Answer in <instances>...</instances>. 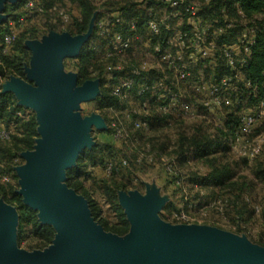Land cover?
I'll use <instances>...</instances> for the list:
<instances>
[{
  "label": "rangeland",
  "instance_id": "obj_1",
  "mask_svg": "<svg viewBox=\"0 0 264 264\" xmlns=\"http://www.w3.org/2000/svg\"><path fill=\"white\" fill-rule=\"evenodd\" d=\"M95 2L99 4V8L110 12L120 6L119 3L121 0H98ZM63 3L68 7L72 20L79 15L80 10L75 3L69 0ZM103 3H105V6ZM163 12L164 8H162L161 12L158 10L156 16L163 17ZM96 14H98V17L101 15L98 12ZM10 19L13 21V18ZM168 21L173 22L171 18H168ZM27 24L29 26V34L32 38L26 39L24 42L29 51L28 58L23 67L25 75L32 68V50L28 47V42L47 41L52 37V32L70 33L67 29L73 22H62L57 18L40 16L34 22ZM49 25H57L59 29L47 30L46 26ZM88 49L96 51L98 55L102 52L100 48L93 49V43L91 42H89ZM143 51L144 47L142 46L140 52L142 53ZM65 58L70 59L74 57L66 56ZM64 60V73L77 75L75 69L72 68V62L70 60ZM105 61L106 59L100 58L96 64L98 70L103 74V78L96 77L91 80L99 79L100 94L103 87L108 96V98L104 99V102H108V105H101L100 101L97 100L98 96H100L99 94L88 101L80 103L73 110V115L79 119L86 117H94L96 119L89 131L92 140L91 148L98 140H102L114 146L115 151L107 158L109 162L117 166L120 164L122 158L127 160L126 169L131 172L130 178L127 179L120 175V171L115 176L127 184L126 189L118 192L119 203L124 197H130L133 193H138L141 196L152 198L157 204H161L160 206H156L157 215L165 223L177 226L212 228L227 233L246 244L264 246V157L258 156L256 158H250L239 153L233 147V138H231V135L227 139L222 140V144L230 143L231 150L223 151L216 149L217 152L215 154L207 153L206 151L205 155L199 156V148L195 142L215 140L221 128L216 125L212 116L207 111H203L200 116L181 118L162 112L155 102L150 101L148 108L141 110L149 122L148 130L135 128L132 125V116H129V112L132 108L140 107L139 100L135 95H131L125 101L124 106L118 104V98L112 94V86L120 82L122 76L125 74L105 71L103 69V62L105 65ZM134 67V65H129L125 69L130 70ZM203 70V76L199 75V79L204 81L214 79V73L207 74L204 68ZM149 73L152 77H158L169 72L164 70L163 67H153ZM10 77L12 76L6 77L2 75L0 77V92L3 94H13L16 105L21 107L16 111L15 118L27 120L31 116H34L38 132V136L35 138L34 145L31 149L19 151L12 157H7L4 154L9 148L13 150L12 137L17 134V125L14 121L5 122L0 119V127L5 129L10 128L12 130L9 139H0V184H13L17 193L22 196L23 201V195L21 193L24 190V181L21 173L27 167L29 157L39 152L40 141L46 137L43 124L39 121V114L43 112L44 108L38 105H19L18 99L13 92L4 91V85L10 81ZM197 79L195 77L194 81L197 82ZM82 84H79L77 80L75 89H78ZM183 85L186 87L185 96L189 101L200 103L201 96L195 91L194 87L189 84L188 86L187 83ZM235 94L234 91H230L228 96L234 97ZM248 101V96L244 95L241 97V104L224 109L226 117L229 114L240 115L242 112L251 110L254 105H250ZM17 112H21L22 116L17 114ZM117 128L122 129L121 134H117ZM221 129L227 132V125L225 124ZM263 132L264 120L254 127L249 139ZM213 146V143L209 145L210 148ZM88 149L90 148L86 147L83 149L79 157ZM141 153H144L145 157L141 161H138L137 159ZM168 166L176 168V173H171L167 170ZM72 167L67 168L65 173ZM216 170L222 171L224 176L223 183L217 184L215 180L205 184L195 181V178L201 179L209 177ZM94 173L96 176H101L102 174L99 171ZM104 176L107 177L109 175ZM62 183L67 185L66 180ZM86 184L88 187L92 183L88 180ZM67 187L73 191L76 197L84 199L90 218L105 233L118 237H124L126 235H118L105 230L99 220L92 214L89 200L74 188L68 185ZM89 190L92 199L97 203L98 208L102 212L100 220H107L110 223L115 222L116 216L114 210L107 203L101 191L96 188L92 189L91 187ZM0 205L8 208L6 216L10 218L6 222L12 219L11 227L15 231V243L18 249L28 252L45 251L60 236V232L55 231V236L48 246L42 249H30L28 247L29 237H25L21 242L19 241L20 219L18 208L15 205L9 204L4 197H0ZM36 211L39 219V213L41 211ZM4 226L5 224L0 225V235L6 236L7 234L1 233V229Z\"/></svg>",
  "mask_w": 264,
  "mask_h": 264
},
{
  "label": "water",
  "instance_id": "obj_2",
  "mask_svg": "<svg viewBox=\"0 0 264 264\" xmlns=\"http://www.w3.org/2000/svg\"><path fill=\"white\" fill-rule=\"evenodd\" d=\"M0 0V23L7 19L6 3ZM96 13L87 32L71 35L55 33L43 42H28L32 50V68L26 80L10 77L5 92H13L21 106H43L39 121L46 137L38 153L29 157L21 175L23 201L41 211V223L60 232L45 251L28 252L16 247L15 231L8 222V208L0 205V264H123L127 260L91 259L90 249L99 245L119 244L122 248L139 245L140 250L155 251L140 264H264V246L245 242L212 228L177 226L165 223L158 215L152 198L133 193L120 204L125 208L130 230L124 237L107 234L90 218L83 198L75 196L66 184L65 170L76 166L83 149L91 148L89 131L96 119L74 117L73 110L100 94V81L86 80L75 89L77 75L63 71L66 56H78L93 33ZM50 221V222H47ZM57 236V235H56ZM79 252V253H78ZM77 253V254H75Z\"/></svg>",
  "mask_w": 264,
  "mask_h": 264
},
{
  "label": "built area",
  "instance_id": "obj_3",
  "mask_svg": "<svg viewBox=\"0 0 264 264\" xmlns=\"http://www.w3.org/2000/svg\"><path fill=\"white\" fill-rule=\"evenodd\" d=\"M137 1L144 6L149 2H155L169 5L172 8H182L181 12L189 15L190 23L188 26H167L163 17L156 16L155 6L150 5L146 26H144L146 36L150 42H154L157 36H161L164 31H169V34L163 36L160 42L157 41L153 51L159 66L166 67L173 76V80L167 76L152 77L146 69L148 61H145L141 67H134L130 70L112 62L116 56L129 51L140 38L139 17L125 19L122 14H119L114 18V15H110L103 8H98L97 12L101 15L95 26L97 39L92 42L93 49L100 48L103 56L110 59L104 65L105 71L125 74L120 82L112 86V94L118 98V104L124 106L125 101L131 95L138 98L140 107L132 108L129 112V116H132V125L139 130H148L149 122L141 110H146L150 101H153L162 112L181 118L200 116L203 111H207L216 125L222 128L227 120L224 109L241 104V98L237 95V91L239 85L242 84L249 90L252 97L259 99L251 110L240 113L239 125L232 139L233 147L239 153L250 158L264 157V132L249 139L254 127L264 120V95L259 97L258 90L251 80L245 79L242 75V69L247 65L251 55V47L256 42V27H244L237 35L235 43L222 46L221 56L230 68V74L211 81L199 80L195 82L194 66L197 63L207 61L210 65L217 64L219 58L217 43L211 38V35L212 32L222 33L224 28L203 23L197 16V6L186 4L185 0ZM46 14L55 15L62 22L71 20L69 9L64 4L47 5L44 0H27L23 6V15L18 22L9 21L4 36V52H9L12 49L18 39L21 27ZM179 83H187L194 87L201 96L200 103L189 101L185 93L178 87ZM230 91L236 93L234 97L228 96ZM17 114L22 116L21 112H17ZM116 131L117 134L122 133L121 128H117ZM11 132L10 128L0 127V139H9ZM144 157L145 154L141 153L137 160L141 161ZM146 157L148 156L146 155ZM122 163L127 164V160L122 159ZM114 170L117 171L118 168L108 161L104 165L102 173L110 175ZM167 170L176 173V168L172 166H168Z\"/></svg>",
  "mask_w": 264,
  "mask_h": 264
},
{
  "label": "trees",
  "instance_id": "obj_4",
  "mask_svg": "<svg viewBox=\"0 0 264 264\" xmlns=\"http://www.w3.org/2000/svg\"><path fill=\"white\" fill-rule=\"evenodd\" d=\"M27 0H17L16 3H7L4 8V13L7 15V19L0 25V77L5 75L6 77L15 76L26 80L24 73V64L28 58L29 51L25 46L24 42L26 39L32 38L29 34L28 24L21 27L19 36L14 46L9 52H4V36L9 26L10 18L13 21L18 22L21 15H23V6ZM47 5L55 3L64 4V0H44ZM75 3L79 7V15L72 20L73 24L67 29L72 35L83 34L89 29L91 19L99 8V4H96L95 0H69ZM124 1V0H123ZM124 5H120L119 8L123 10L131 17H139L138 13L132 11L139 4L137 0H125ZM122 2V0H121ZM120 2V3H121ZM119 3V4H120ZM186 4H194L198 8L197 16L205 24L209 26L223 27L222 33H213L211 38L217 43L218 61L215 65L208 64L207 61H201L194 66V78L199 79V71H207L208 73H214V79H219L225 74H230L231 70L227 66L225 59L221 56L222 46L233 44L237 40V35L246 26H253L257 29V38L255 44L251 47V55L249 57L247 65L242 69V75L245 79L251 80L254 87L257 88L259 97L264 95V0H185ZM105 3H103L104 5ZM151 4H159L155 2H149L147 6ZM105 6V5H104ZM117 8V7H116ZM115 8V9H116ZM182 11V8H179ZM46 17L57 18L55 15L46 14ZM98 14L96 15V19ZM146 17L145 12L141 16ZM182 18L185 22V26H188L189 15L182 12ZM60 20V19H59ZM143 22L139 23L142 25ZM47 30H57V25L46 26ZM97 39L95 32L91 35L89 40L82 46L78 56L67 59L64 61H71L72 68L77 72L78 83L81 84L88 79L92 78H103L100 70L97 68V62L100 58L106 59L101 52L100 55L96 51L89 50V42H93ZM104 66V62H103ZM103 69H105L103 67ZM102 69V70H103ZM95 72V73H94ZM103 82V81H102ZM106 90L102 87V92L98 96L97 100L100 101L102 106H107L108 102H104ZM248 96L250 105H255L259 98H254L250 95L249 90L242 84L237 91V95L241 98L244 95ZM20 106L16 105L15 98L11 93L0 92V119L5 122L14 121L17 125V134L13 138V150L11 148L5 151L4 155L12 157L19 151L31 149L34 145L35 138L38 136L37 123L34 116H31L27 120H21L15 118V113L20 109ZM227 132L222 131L220 128L219 134L215 140L209 142L200 141L195 142L199 148L198 155L202 156L207 153H216V149L223 151L231 150L230 143L222 144V140L227 139L229 135L233 138L234 132L237 130L239 125V115L229 114L226 120ZM213 143V147L209 145ZM114 146L98 140L97 143L90 149L86 150L77 160L76 166L67 170L66 183L69 187L74 188L79 193L83 194L90 202L92 214L99 220L105 230L111 231L118 235H125L130 230V222L128 221L127 215L124 208L119 203L118 192L122 189L127 188V184L117 179L115 176L120 171V175L130 178L131 172L127 171V165L122 163V159L119 165L115 166L118 168L117 171H113L109 176H104L102 169L107 158L113 153ZM102 173L101 176H96L94 172ZM196 182L210 183L215 180L217 184L224 182V176L222 171L216 170L210 174L209 177L195 178ZM90 180L91 186H86V182ZM199 180V181H198ZM96 188L100 190L103 196L106 198L107 203L113 208L116 221L110 223L107 220H100L102 212L98 208L97 203L92 199L89 188ZM0 197L12 205L18 208L19 212V241L25 237L28 238V247L30 249H42L48 246L54 236L55 229L52 225L42 224L37 216V211L30 208L22 201V196L17 193V190L13 184L2 185L0 184ZM28 234V235H27Z\"/></svg>",
  "mask_w": 264,
  "mask_h": 264
},
{
  "label": "crops",
  "instance_id": "obj_5",
  "mask_svg": "<svg viewBox=\"0 0 264 264\" xmlns=\"http://www.w3.org/2000/svg\"><path fill=\"white\" fill-rule=\"evenodd\" d=\"M125 0L122 1L120 3V5H124L125 4ZM7 4V3H6ZM5 4V5H6ZM153 6H155V13L158 12V10L161 12L162 8H164V16L163 18L165 19V22L167 23V26H172V27H177V26H185V22L182 18V12L179 8H172L169 5H165V4H151ZM149 6H144L142 4H138L134 10L132 11V13L136 12L139 15V20L140 23L143 22L142 25H139V32L141 34L140 38L134 43V46L131 48V50H129V52H125L124 54L120 55V56H116L114 59H112V62H115L117 64H120L123 68H126L129 65H134L135 67H141L142 65H144L145 61H148L149 63L146 64L147 67L146 69L148 71H150L151 68L153 67H159V63L157 61V59H155L154 57V46H156V44L158 42L161 41V38L163 36H165L167 33L169 34V31L166 32L164 31L163 34L161 36H157L155 38L154 42H150L147 39L146 36V31H145V27L146 26V20L148 18L149 15ZM145 12L146 17L142 18V14ZM5 14V13H4ZM110 15H114L113 17L115 18L116 16H118L119 14H122L125 19H129L131 16L130 14L128 15L127 13H125L123 10H121L119 7H117L116 9L114 8L112 11L109 12ZM168 18L172 19V23L170 21H168ZM98 19V17H97ZM97 19H95V23H94V29H93V33L95 32V26L97 25ZM190 21H188V25H189ZM92 33V34H93ZM96 35V33H95ZM158 41V42H157ZM142 46L144 47V51L141 53L140 50L142 49ZM110 59H106L105 63L108 62ZM137 64V65H136ZM164 70H167L166 67H164ZM168 74V75H167ZM197 74L202 75V71H199ZM162 76H167L170 79L173 80V76L169 73H164V75ZM188 85V84H187ZM189 86V85H188ZM178 87L184 92L186 87H184V85L181 83L178 84Z\"/></svg>",
  "mask_w": 264,
  "mask_h": 264
},
{
  "label": "bare ground",
  "instance_id": "obj_6",
  "mask_svg": "<svg viewBox=\"0 0 264 264\" xmlns=\"http://www.w3.org/2000/svg\"><path fill=\"white\" fill-rule=\"evenodd\" d=\"M139 245H133L129 248H122L119 244H110V245H99L94 247H88L90 249V257L96 259L100 256H103L105 260H127L123 264H140L142 261L147 260V256L153 254L155 251L145 252L140 250ZM79 253V252H78ZM77 254V253H75Z\"/></svg>",
  "mask_w": 264,
  "mask_h": 264
}]
</instances>
